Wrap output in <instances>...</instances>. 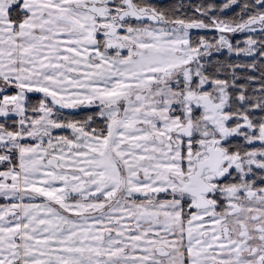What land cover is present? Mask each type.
Instances as JSON below:
<instances>
[{"label":"snow or ice","instance_id":"obj_1","mask_svg":"<svg viewBox=\"0 0 264 264\" xmlns=\"http://www.w3.org/2000/svg\"><path fill=\"white\" fill-rule=\"evenodd\" d=\"M0 264H264V0H0Z\"/></svg>","mask_w":264,"mask_h":264}]
</instances>
